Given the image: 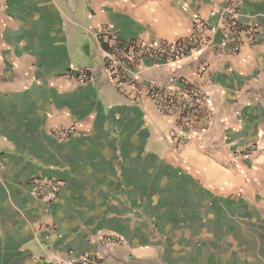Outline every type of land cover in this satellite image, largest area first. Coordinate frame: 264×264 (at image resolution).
<instances>
[{
    "label": "crops",
    "instance_id": "crops-1",
    "mask_svg": "<svg viewBox=\"0 0 264 264\" xmlns=\"http://www.w3.org/2000/svg\"><path fill=\"white\" fill-rule=\"evenodd\" d=\"M225 1L0 0V264L69 252L104 264H264V148L229 162L264 137V0H242L237 52L209 45L140 71L209 95L187 142L171 138L175 122L150 100L115 87L93 36L108 25L150 45L187 38ZM82 67L85 83L69 75ZM72 123L67 139L51 132ZM34 177L60 181L56 196H33Z\"/></svg>",
    "mask_w": 264,
    "mask_h": 264
},
{
    "label": "built area",
    "instance_id": "built-area-1",
    "mask_svg": "<svg viewBox=\"0 0 264 264\" xmlns=\"http://www.w3.org/2000/svg\"><path fill=\"white\" fill-rule=\"evenodd\" d=\"M242 0H226L221 6L211 9L209 22L196 17L193 32L187 38L175 41H160L150 45L139 40H121L111 26L105 25L96 30L94 38L103 47V69L115 87L138 102L150 100L155 110L169 116L175 122L170 133L179 143L187 142L195 130L197 122L206 117L210 109L209 95L199 85L182 77L173 76L171 83L159 84L140 78V71L148 65L167 64L181 60L209 45H218L225 51L234 53L240 49L241 39L237 18ZM215 37L218 39L215 40ZM79 83L90 80L92 70L82 67L69 72ZM58 140H64L77 133L75 123L56 126L51 131ZM264 148V137L252 141L242 148L234 149L229 162L239 163L243 157L255 155ZM60 188V181L52 178L34 177L29 184L30 193L44 201L53 199ZM95 241L106 246L122 245L124 241L114 234H97ZM51 264H104L99 255L69 252L64 259Z\"/></svg>",
    "mask_w": 264,
    "mask_h": 264
}]
</instances>
